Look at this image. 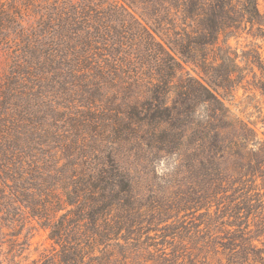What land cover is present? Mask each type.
Wrapping results in <instances>:
<instances>
[{"label": "trees", "instance_id": "trees-1", "mask_svg": "<svg viewBox=\"0 0 264 264\" xmlns=\"http://www.w3.org/2000/svg\"><path fill=\"white\" fill-rule=\"evenodd\" d=\"M161 1L0 0V264L33 223L51 245L27 264H264V140L216 93L236 66L220 38L264 23L257 0ZM188 115L209 187L163 204L132 170L142 146L179 151L165 126Z\"/></svg>", "mask_w": 264, "mask_h": 264}, {"label": "rangeland", "instance_id": "rangeland-1", "mask_svg": "<svg viewBox=\"0 0 264 264\" xmlns=\"http://www.w3.org/2000/svg\"><path fill=\"white\" fill-rule=\"evenodd\" d=\"M158 1L161 5L162 1L157 0V3ZM165 1L170 2L171 0ZM165 6L167 4L164 3ZM257 8L262 15L261 22H263L264 0H257ZM230 35L225 34L220 38V41L223 39L229 45V53L236 66L229 61L223 62L222 71L230 72L231 80L225 82L226 90L216 89V93L220 95L225 105L236 117L251 123L257 136L264 140V95L261 92V88L264 87V23H240L237 30ZM186 69L189 70L190 68ZM190 73L195 76L193 72L190 71ZM172 97L175 95L172 94ZM192 105L195 111L194 116L198 117L203 114L204 107L200 102H193ZM190 117L188 115L186 122L183 121L184 118H181L178 129L171 130L165 126V132L184 135L185 139L179 151L174 153V150L167 148L165 144H161V147L158 145L142 146L141 151L137 154L139 158L138 167L136 170H132L136 171L139 179L138 191L153 195L156 200L163 204L172 202L175 205H179V203L180 205H194L193 201L197 198L194 192L200 187H209L208 182L204 177L202 178L203 175L200 178L197 177L198 172L191 167L192 155L195 154L204 158L206 154L204 152L205 145L197 142V135L190 129V126L189 128L187 124L181 126L182 123L190 121L193 116ZM162 130H158V132L161 133ZM234 136L233 131H226L223 137L231 140L234 139ZM122 151L124 150L122 149ZM216 166L223 171L226 177L230 179L235 177L237 160L230 152H224V157L218 161ZM194 171L196 172L194 173ZM195 186L197 188L193 191ZM171 215L173 214L171 213ZM24 236L28 238L30 245L25 251L24 257L17 259L18 264H27L29 261L37 259L44 250L50 249L51 243L47 239V231L34 223L32 226L28 224L23 229L21 238ZM218 259L220 257L214 256L209 258L206 263L216 264L215 261ZM225 261L224 258L223 262Z\"/></svg>", "mask_w": 264, "mask_h": 264}]
</instances>
